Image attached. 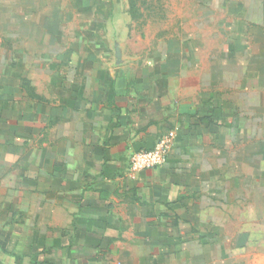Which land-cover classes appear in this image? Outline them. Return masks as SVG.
I'll return each instance as SVG.
<instances>
[{
  "label": "crops",
  "instance_id": "crops-1",
  "mask_svg": "<svg viewBox=\"0 0 264 264\" xmlns=\"http://www.w3.org/2000/svg\"><path fill=\"white\" fill-rule=\"evenodd\" d=\"M66 10L90 9L54 5L51 22L21 21L20 35L68 42ZM221 11L227 31L194 69L171 48L135 70L99 67L73 47L0 53L2 251L34 264L179 263L175 239L205 174L240 155L250 172L252 146L264 151V0H228ZM168 132L166 164L131 173V155Z\"/></svg>",
  "mask_w": 264,
  "mask_h": 264
},
{
  "label": "rangeland",
  "instance_id": "rangeland-1",
  "mask_svg": "<svg viewBox=\"0 0 264 264\" xmlns=\"http://www.w3.org/2000/svg\"><path fill=\"white\" fill-rule=\"evenodd\" d=\"M227 1L0 0V53L21 48L25 53L51 49L61 54L73 47L76 52L95 54L99 67L135 70L149 63L152 54L163 55L171 48L185 53L186 67L194 69L196 55L209 59L212 39L216 46L218 31H227L228 17L221 11ZM54 5H85L90 10L61 13L60 20L67 23L62 32L68 42L53 48L28 43L34 37L22 38L18 23H37L43 17L47 23L50 19L45 16ZM39 7L43 13L35 11ZM220 22L223 27L218 29ZM73 34L89 43L88 51L71 39ZM188 79L194 81L193 76ZM251 155L250 172L243 171L247 168L240 155L228 161V166L227 158L220 157L223 170L212 177L205 174L202 190L193 195L196 201L183 226L185 235L175 239V247L182 250L175 253L178 264H264V151L258 155L252 146ZM25 255L20 258L0 247V264H34L29 261L31 254Z\"/></svg>",
  "mask_w": 264,
  "mask_h": 264
},
{
  "label": "built area",
  "instance_id": "built-area-1",
  "mask_svg": "<svg viewBox=\"0 0 264 264\" xmlns=\"http://www.w3.org/2000/svg\"><path fill=\"white\" fill-rule=\"evenodd\" d=\"M174 142V133L168 132L161 136L149 149H141L130 157L129 170L131 173L162 167L166 164Z\"/></svg>",
  "mask_w": 264,
  "mask_h": 264
},
{
  "label": "trees",
  "instance_id": "trees-1",
  "mask_svg": "<svg viewBox=\"0 0 264 264\" xmlns=\"http://www.w3.org/2000/svg\"><path fill=\"white\" fill-rule=\"evenodd\" d=\"M149 149V148H148Z\"/></svg>",
  "mask_w": 264,
  "mask_h": 264
}]
</instances>
